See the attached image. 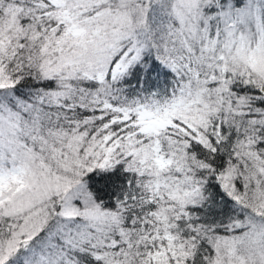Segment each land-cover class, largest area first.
Masks as SVG:
<instances>
[{
	"label": "snow or ice",
	"instance_id": "snow-or-ice-1",
	"mask_svg": "<svg viewBox=\"0 0 264 264\" xmlns=\"http://www.w3.org/2000/svg\"><path fill=\"white\" fill-rule=\"evenodd\" d=\"M0 264H264V0H0Z\"/></svg>",
	"mask_w": 264,
	"mask_h": 264
}]
</instances>
